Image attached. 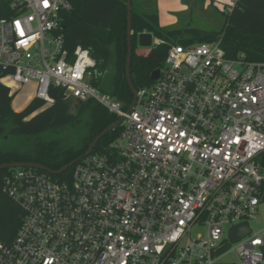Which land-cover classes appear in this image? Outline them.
Returning <instances> with one entry per match:
<instances>
[{
    "label": "built area",
    "instance_id": "1",
    "mask_svg": "<svg viewBox=\"0 0 264 264\" xmlns=\"http://www.w3.org/2000/svg\"><path fill=\"white\" fill-rule=\"evenodd\" d=\"M5 1L0 73L20 88L35 83L47 106L62 89L122 122L65 179L36 168L6 178L25 215L12 242L0 238V264H221L244 223L251 232L234 243V264H264V230L250 226L264 202V63L229 58L222 36L173 44L159 78L125 108L91 84L90 51L66 48L71 0Z\"/></svg>",
    "mask_w": 264,
    "mask_h": 264
},
{
    "label": "trees",
    "instance_id": "2",
    "mask_svg": "<svg viewBox=\"0 0 264 264\" xmlns=\"http://www.w3.org/2000/svg\"><path fill=\"white\" fill-rule=\"evenodd\" d=\"M138 11L132 0L133 57L131 77L137 90L151 86L152 73L163 67L173 44L189 45L211 42L223 37V48L231 59L245 55L250 62L264 63V0H237L227 11H221L224 24L218 31L193 28L161 27L157 0H147ZM205 2L206 0H198ZM73 9L65 15L62 33L65 45L73 52L77 46L90 51L96 62L91 84L100 91L121 101L125 108L134 96L126 76L128 56L127 0H71ZM187 2V1H186ZM188 3V2H187ZM189 4V3H188ZM152 6V9H150ZM210 6V5H209ZM191 9V5L189 4ZM9 16L6 1L0 2V18ZM152 33L157 40L152 48H139L137 36ZM0 73V165L11 163H37L51 171H58L83 156L93 140L118 121L95 100L78 101L59 89L55 103L47 106L37 98L21 112L12 107L14 95L2 83ZM75 101L81 125L71 111ZM86 127V132L73 137L60 136L62 132ZM121 128L109 132L101 139L93 153L109 147L119 136ZM9 138V140L7 139ZM16 140L10 148L5 142ZM3 145V146H2ZM75 165L61 175L65 179ZM14 169L0 170V238L12 242L24 219L21 207L5 192L6 178Z\"/></svg>",
    "mask_w": 264,
    "mask_h": 264
},
{
    "label": "rangeland",
    "instance_id": "3",
    "mask_svg": "<svg viewBox=\"0 0 264 264\" xmlns=\"http://www.w3.org/2000/svg\"><path fill=\"white\" fill-rule=\"evenodd\" d=\"M187 1L191 5V9L189 8L186 12H183L179 15V24L176 25V28L179 29H186V28H193L198 29L202 31L207 32H218L223 24H224V17L221 14V11H227L230 7L223 6L221 9L218 6H215L212 2L210 6L206 5L207 0L205 2H199L198 0H184ZM148 1L147 0H135V7L138 11L142 9V6L144 3ZM150 3L153 4V1L150 0ZM150 9H152V6H150ZM200 42H196L194 44H198ZM6 85L9 83L8 78H5L3 81ZM34 89L33 87H28L21 89L17 93L16 96H14V99L12 101L13 109L18 111L20 108L23 107V105L33 98ZM78 109L76 108L75 101L72 102L71 111L75 115V121L78 122V125H81L83 118L81 115H78ZM73 129H70L68 131L62 132L60 136L66 138L68 136L73 137V135L78 134L81 135L86 132V127H80L76 133H72ZM9 140V138L7 137ZM16 140L12 139L11 142H5L3 143L4 146L10 148L15 143ZM2 145V146H3ZM250 226L254 233H259L264 230V202L261 204L259 208L258 217L256 220H253L250 222ZM227 233H229V227H226ZM198 232L197 229L194 230V235ZM205 232V230L203 231ZM234 243L228 241L226 242L222 249H221V257L219 258V262L221 264H234L237 262V256L235 252L233 251Z\"/></svg>",
    "mask_w": 264,
    "mask_h": 264
},
{
    "label": "water",
    "instance_id": "4",
    "mask_svg": "<svg viewBox=\"0 0 264 264\" xmlns=\"http://www.w3.org/2000/svg\"><path fill=\"white\" fill-rule=\"evenodd\" d=\"M126 6H127V15H128V56H127V65H126V76H127L128 83L131 87V90H132L133 96H134V100H133V104H132V106H133L135 104V100L137 98V89L135 88L133 81H132V77H131V63H132V57H133V52H134V50H133V38H132V35H133V31H132V19H133L132 0H127ZM137 41H138V47L139 48H152L154 46V44H156V42H157L154 35L152 33H147V32L139 34ZM159 76H160V69H157L152 73L151 80L155 81L159 78ZM51 97L56 100L58 98V90L52 89L51 90ZM132 106H131V108H132ZM121 122H122V119H119L116 123H114L113 125H111L107 129H105L102 133H100L93 140L89 149L87 150V152L83 156H81L77 160L69 163L68 165L64 166L62 169H60L58 171H51L49 168H47L41 164L22 163V162L0 165V170L19 169V168H36V169L49 171L55 175H60L64 172H66L69 168L73 167L76 163L81 161L83 158L89 156L94 151L95 147L98 145V143L101 141V139L103 137H105L109 132L119 128ZM250 232L251 231H250L248 223H244L242 225L236 226L231 230L230 240L233 243H236V242L240 241L242 238L249 235Z\"/></svg>",
    "mask_w": 264,
    "mask_h": 264
},
{
    "label": "crops",
    "instance_id": "5",
    "mask_svg": "<svg viewBox=\"0 0 264 264\" xmlns=\"http://www.w3.org/2000/svg\"><path fill=\"white\" fill-rule=\"evenodd\" d=\"M237 0H207L206 5H210L212 2L215 6H218L220 9L223 6L232 7ZM157 9L159 14L160 26L161 27H175L179 24V15L183 12H186L189 9V4L184 0H157ZM5 78H8L9 83L7 84L8 87L11 89L12 95L16 96L21 89L33 87L34 93L33 98L30 102H26L22 108H20L16 112L23 111L33 99L36 98L35 90L36 85L35 83H31L26 87L20 88L17 86L10 77H3L2 83L5 84L3 81ZM6 85V84H5ZM13 107V106H12Z\"/></svg>",
    "mask_w": 264,
    "mask_h": 264
}]
</instances>
